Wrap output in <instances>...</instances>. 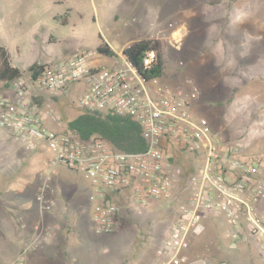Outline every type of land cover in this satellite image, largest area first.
Returning <instances> with one entry per match:
<instances>
[{
    "label": "rangeland",
    "instance_id": "374dc122",
    "mask_svg": "<svg viewBox=\"0 0 264 264\" xmlns=\"http://www.w3.org/2000/svg\"><path fill=\"white\" fill-rule=\"evenodd\" d=\"M99 35L116 50L135 40L160 39L165 63L162 80L186 90L188 83H192L197 88L191 101L193 111L204 116L219 135L239 141L241 158L264 164V0H0V45L7 47L13 65L19 68L24 69L35 61L56 62L77 52L91 53ZM101 58L106 57L91 56L96 61ZM244 66L259 77L247 75L242 71ZM7 91L8 87L0 82V93ZM82 91L83 84L78 82L57 95L42 92L50 103L45 104V111L58 117L60 128L68 130L66 120L78 114L76 102ZM170 152L173 164L188 177L178 179L172 200L153 201L140 212L133 208L132 212L122 210V217L129 218L131 225L112 234L99 235L109 241L111 254L121 250L136 252L135 232L141 225L148 243L136 253L137 256L142 253L144 259L151 257L176 217L178 203L187 200L191 190L189 174L197 164L188 151ZM46 158L47 153L38 145L28 148L0 127V247L3 250L0 264L10 262L3 258L13 248L6 236L10 225L8 200L18 192L25 195L26 187H36V196L45 187L46 194L54 199L61 191L49 184L56 174L45 179ZM55 170L57 179L67 181V186L88 185L79 171L61 165L55 166ZM69 194L71 200L80 198L77 192ZM56 200L63 202L62 198ZM115 200L125 209L129 198L122 196ZM12 202L15 206L18 203L16 199ZM75 203L71 202L66 211L68 225L79 224L75 218H68ZM54 209L41 213L42 224L32 222L34 235L43 227L52 226L47 220L54 217ZM38 211L37 215H26L28 220L37 219ZM86 217L90 221V213ZM21 223L17 225L23 227L25 223ZM87 230L80 235L84 237ZM85 239L90 241L88 236ZM34 245L27 250L26 258L36 254ZM87 245L90 250H96L94 244ZM244 248L253 251L249 243ZM34 261L61 264L56 257L51 261L35 257Z\"/></svg>",
    "mask_w": 264,
    "mask_h": 264
},
{
    "label": "built area",
    "instance_id": "2783aa9c",
    "mask_svg": "<svg viewBox=\"0 0 264 264\" xmlns=\"http://www.w3.org/2000/svg\"><path fill=\"white\" fill-rule=\"evenodd\" d=\"M123 49L113 48V55H104L110 60L108 64L92 63L91 56L99 54L96 50L77 52L56 62H44L34 78L25 75L13 79L7 93H0V127L26 147L38 145L47 153L46 180L57 165L83 174L91 202L89 224L98 234L117 228L120 206L115 198L127 196L125 208L137 212L153 201L172 200L182 171L169 160L170 151H188L197 164L188 178L189 196L178 203L176 217L150 264L186 260L182 251L189 235L202 231V211L222 216L231 239L246 235L264 264V165L241 158L238 141L225 139L204 116L193 111L191 101L197 88L192 83L186 90L143 72L156 62L155 50L144 52L139 69ZM78 82L83 91L77 108L132 117L141 127L145 149L123 152L96 136L80 138L60 128L55 114L46 111L44 116L30 100L33 89L57 95ZM45 117L57 125L48 126ZM45 190L36 196L40 213L57 205ZM49 233L48 228L40 230L7 264H27V250L46 241Z\"/></svg>",
    "mask_w": 264,
    "mask_h": 264
},
{
    "label": "crops",
    "instance_id": "0c3cea01",
    "mask_svg": "<svg viewBox=\"0 0 264 264\" xmlns=\"http://www.w3.org/2000/svg\"><path fill=\"white\" fill-rule=\"evenodd\" d=\"M109 45V44H108ZM112 49L113 47L109 45ZM96 47V46H95ZM115 49V48H114ZM95 50V49H94ZM92 63H102L108 64L110 60L108 57L93 60ZM43 91L38 89H33L30 94V100L34 102L44 113L46 116V105H50L48 103V98H46L43 94ZM45 123L50 127H55L57 124L48 120V117H45ZM172 151H184V149L173 148ZM194 165V162H193ZM47 167L45 168V172ZM53 174H56L57 171ZM76 189L65 190L61 189L60 193H62L63 202L57 203L56 208L54 209V217L50 220L52 223L50 226L43 227L42 230L48 228L49 229V237L46 241L42 243L36 244L33 248L36 249L31 257V260H34V257H43L46 260L51 261L52 257H56L57 260L61 262V264H150L153 259V253L150 255L148 259H144L143 254L140 253L139 260L137 256L140 252L141 248L146 245L147 239L145 238L144 229L140 225L139 228L144 232L139 235V230L135 232V246L137 251H129L124 253L122 250L117 251L114 254H111V248L108 244L109 241L105 240L102 236L103 234L95 233L90 227L89 220L85 223H79L81 225H68L66 217V211H68V207L71 202H76L72 208L73 212L79 210L82 206V202L85 200L84 194H77V200L69 199V193L76 194ZM56 198V197H55ZM57 199V198H56ZM9 202V200H8ZM10 204V203H9ZM66 205V207H65ZM39 212V211H38ZM72 212L73 216L74 213ZM42 215L39 212L37 219H32L28 221V225L25 224L23 227L17 225L14 222V219L7 212V218L10 225L8 226L9 233L7 239L10 241L9 244H13V248L9 249V254H7L6 259L3 258V261H12L15 259L17 253L19 252L22 244L25 245L31 237H33L34 229L31 228L32 222L37 225V223L42 222ZM209 216L207 211H202V220H203V229L198 234H190L188 245L182 251L185 255L186 260L180 264H261V260L259 258V254L255 249V246L247 239L246 235L241 234L236 239H231L226 235V230L228 225L223 217H217L218 221L215 225H209V218L206 219V216ZM207 216V217H208ZM65 220H64V219ZM75 218V217H74ZM80 218V217H79ZM124 218V219H123ZM223 218V219H222ZM63 219V221H62ZM61 221V222H60ZM81 222V221H79ZM83 222V220H82ZM48 223V224H50ZM42 224V223H41ZM85 224V225H83ZM129 227L128 222L125 220V217H118V225L117 228L108 234H112L120 230L121 228ZM88 228V230H87ZM90 228V229H89ZM87 230V234L82 237L80 232ZM225 234H224V233ZM31 233V234H30ZM11 234V235H10ZM33 234V235H32ZM10 235V236H9ZM31 235V236H30ZM139 235V236H138ZM89 237L87 241L85 238ZM139 237V238H137ZM86 242V243H85ZM88 242L94 244L96 246V250L92 251L88 247ZM249 243L253 247V251L246 250L244 248V244ZM42 244V245H41ZM49 251V252H48ZM3 252L0 247V253ZM135 253V257L134 256ZM18 256V255H17ZM137 256V257H136ZM132 257V258H131ZM135 258V260H133Z\"/></svg>",
    "mask_w": 264,
    "mask_h": 264
},
{
    "label": "trees",
    "instance_id": "16d2710c",
    "mask_svg": "<svg viewBox=\"0 0 264 264\" xmlns=\"http://www.w3.org/2000/svg\"><path fill=\"white\" fill-rule=\"evenodd\" d=\"M62 20L65 21V19ZM150 49H153L156 52V62L153 63L150 69L148 70L143 69V72L148 74L149 76H160L161 79H163L165 73V63L163 60V44L160 39L143 38V39L135 40L130 44H128L126 47H124L123 52L127 55L129 60L140 69L141 57L143 56L145 51ZM95 50L96 52L102 55H106V56L113 55L112 48L102 39L100 35H99V42L96 45ZM43 63H39L35 61L29 64L24 69L19 68L16 65H13L7 47L4 45H0V82L3 84L4 87H8L9 83L17 77L27 75L30 78H34V76L38 73V71L41 70ZM242 71H245V73L251 76L252 78L259 77L258 74L255 75L254 73L250 72L248 68H246L245 66L243 67ZM78 109H79L78 114L74 118L66 120L67 129H68L67 131L72 132L73 134H75L80 138H88L91 136H96L98 138L106 140L110 144V146L113 147L114 149L123 152H138L145 149L146 141L142 136L141 127L138 122L132 119V117L128 115H117L111 111H106V110L90 111V110H82L80 108ZM225 139L236 141L231 138H225ZM241 148H242V144L240 143V152H241ZM169 160L171 161V163H173L172 157ZM252 162L256 164H261L260 162L257 161H252ZM68 170L75 171L72 169H68ZM180 177H182L183 179L188 176L186 173H183L182 171ZM57 183L62 187L60 188V186H57ZM66 183L67 181L59 180L57 179V176H54L53 179L50 180L49 184H51L54 188H58L59 190L76 189L77 193L84 194L85 200L82 202V206L80 207L79 210L73 212L74 216L72 214L71 216H68V218L75 217L77 222L81 221L79 223L87 222L88 218L86 217V213L88 212L89 214L91 211V202L89 201V187L87 185H82L81 187L76 188L73 186H67ZM35 188L36 187L30 189L26 187L27 192L25 195H22L21 192H18L15 195V197H12L9 200L8 203L10 204L7 206V212L10 214V216L13 219L17 220V224L21 223L19 220L22 221L21 224L24 223L28 224V221L30 219L28 220L29 217L27 218L26 215H28L29 213H33L32 215H37L38 203L36 200L37 192L35 191L36 190ZM54 196L57 199H59L60 197H62V193H59ZM15 199L18 202L16 206L13 204V202L11 203V200L14 201ZM19 200H23V201H19ZM122 210L123 212H132L131 208L123 209L120 207L118 217L122 215L121 213ZM207 213L209 214V216L207 215L208 217L206 216V219L209 218L208 221L209 225H215V223L218 221V218L220 216L211 214L209 212ZM65 218L67 219V217ZM126 221L128 222L131 220L126 217ZM140 234H143L141 229L139 230V235ZM147 235H150V233H147ZM22 250H20V252ZM29 257H31V255H29ZM29 257L26 258L27 264H35V261L31 260Z\"/></svg>",
    "mask_w": 264,
    "mask_h": 264
}]
</instances>
